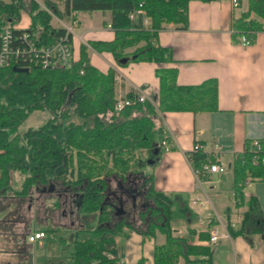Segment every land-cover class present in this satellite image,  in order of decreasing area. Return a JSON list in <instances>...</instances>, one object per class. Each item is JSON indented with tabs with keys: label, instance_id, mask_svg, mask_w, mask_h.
Returning <instances> with one entry per match:
<instances>
[{
	"label": "trees",
	"instance_id": "obj_1",
	"mask_svg": "<svg viewBox=\"0 0 264 264\" xmlns=\"http://www.w3.org/2000/svg\"><path fill=\"white\" fill-rule=\"evenodd\" d=\"M190 1L65 0L66 15L110 12L115 39L82 44L79 58L70 68L44 70L39 65L19 62L0 69V193L12 189L13 175L19 173L24 176L22 189L14 192L20 196H28L34 188L50 187L52 182L60 185L62 195L75 192L78 202L83 196L79 215L83 216L82 221L85 218V225L76 232L72 264H123L122 242L131 231L145 237H164V242L155 246L154 264H180L181 260L183 264H200V257L208 255V248L190 245L173 234L174 219L192 216L187 200L181 194L157 191L153 174L144 170L149 165L154 167L166 151L157 142L164 133L160 124L163 114L219 111L217 83L210 80L197 86L179 85L177 69L167 66L173 61L170 50L155 44L164 25L187 26ZM24 9V0H0V32L6 28L13 29L16 35L28 31L44 44L65 33L51 24L52 15L47 10L60 16L57 10L49 5L46 10L34 2L29 11L30 28L16 29ZM137 11L149 19L148 28H140L130 19ZM234 29L235 41L245 34L253 44L257 34L264 31V0H250L247 12L234 22ZM141 43L144 44L139 47ZM89 47L98 53H111L118 65L131 60L156 64L159 91L155 102L136 101L123 111H116L115 70L102 73L92 66ZM134 47L137 48L132 53L127 52ZM15 68L28 72L18 73ZM126 97L134 99L132 93ZM35 112L49 114V120L41 127L20 132L22 124ZM165 141L171 144L169 138ZM138 152H145V158ZM186 157L195 171L214 162L202 149L187 153ZM233 171L239 200L248 178L264 181V165L252 164L248 148L235 160ZM200 178L205 180L207 175L201 174ZM112 182L146 187L145 205L137 219L115 217V208L107 200ZM248 203L244 220H251L260 212L256 198L251 197ZM229 232L232 237L240 233L232 227ZM145 262L141 259L135 264Z\"/></svg>",
	"mask_w": 264,
	"mask_h": 264
},
{
	"label": "crops",
	"instance_id": "obj_2",
	"mask_svg": "<svg viewBox=\"0 0 264 264\" xmlns=\"http://www.w3.org/2000/svg\"><path fill=\"white\" fill-rule=\"evenodd\" d=\"M239 1L238 8H233L231 0L190 1L187 26L181 28L174 23L164 25L155 43L156 46L170 50L173 61L167 66L177 69L179 85L197 86L210 80L218 85L219 111L197 114L167 112L161 116L160 124L164 133L157 137V142L166 151L154 167L149 165L144 169L148 175L153 174L157 191L168 195L181 194L187 200L192 216L174 219L173 221L179 222L172 224L173 234L186 239L190 245L209 249L208 255L200 257V264H264V181H250L244 185L240 200L234 191L235 160L247 151L251 141H264V31L259 32L256 41L249 46H243L233 39L234 22L247 12L250 0ZM32 2L42 8L49 5L57 10L60 16L54 14L51 20L55 29L72 27L75 60L79 58L82 44L87 45L90 41L111 42L116 37L110 12H73L66 15L65 0H30L22 11L16 29L30 28L32 20L29 11ZM252 17L255 18V15ZM133 22L140 28H148L146 22L150 21L141 13L135 15ZM136 48H130L127 52L132 53ZM92 53L95 55L93 58L90 55ZM88 56L90 64L102 73L115 70L117 98L126 97L129 93L135 97L141 93L155 102L159 91L156 64L131 60L127 64L123 63V66L118 65L111 53H98L90 47ZM117 78H120V82ZM166 138L171 140V144L167 143V146L163 145ZM196 143L215 163L226 167V171L207 175L205 180L198 179L186 157L187 153L194 151ZM170 147H175V150H170ZM52 188V185L36 188L37 192L40 190L37 197L34 192L25 197L15 192V196L8 197L11 190L0 193V205L13 203L16 206L12 213L0 217V227H3L0 229V241L10 233L17 234L14 246L9 244L7 247L2 243L0 256L3 259L0 264H22L12 256L18 254V246L24 241L27 246H31L27 237L37 231H45L47 237H56V231L63 229L71 232L75 241L76 232L85 224L81 228L71 226L76 223L74 218L82 221L79 213H74L73 207L69 214L66 213L67 206L59 204L62 197L55 193V199L59 200L55 211L45 212L47 206L42 197L47 191L53 192ZM65 195L73 206L71 201L77 198L75 192ZM198 197L201 200L194 203ZM251 197L257 199L260 212L251 220H244ZM25 207L27 211L22 210ZM35 209H41L42 214L50 215L53 225H48L46 229L30 230L26 221L20 219ZM11 214H14L15 219L10 217ZM208 214L219 217L220 222ZM65 220L72 222L71 225ZM229 227L239 230V235L232 237L229 232V238H222L216 244L210 242L213 229H218L223 235L225 231H229ZM52 229L55 230L54 233L49 232ZM8 238L11 239L10 236ZM163 242L164 237L160 234L145 237L137 231H131L129 237L122 242V263L135 264L145 259V264H154L155 246ZM36 245L44 250L46 243L42 241ZM180 264H183L182 260Z\"/></svg>",
	"mask_w": 264,
	"mask_h": 264
},
{
	"label": "built area",
	"instance_id": "obj_3",
	"mask_svg": "<svg viewBox=\"0 0 264 264\" xmlns=\"http://www.w3.org/2000/svg\"><path fill=\"white\" fill-rule=\"evenodd\" d=\"M233 8H238L240 6L239 0H231ZM46 9V8H44ZM47 10V9H46ZM48 13L54 16V13L47 10ZM142 11H137L130 15V19L134 20L136 14H141ZM150 25V22H146ZM65 33L58 36L52 43L44 44L30 32L24 31L23 33L16 35L13 29L6 28L0 32V69H4L8 65L15 63H29L39 65L42 69H55L59 66L72 67L75 61L73 51H72V35L73 29L71 26H65ZM238 43L243 46H249L252 42L247 38L245 34L239 37ZM84 74V70L81 71ZM120 82V78H117ZM116 81V79H115ZM117 83V82H116ZM139 93V91H138ZM136 101L145 102L150 101V99L145 94H138L134 99H129L127 97H118L116 101L115 109L116 111H123L125 107L133 105ZM163 145H168L164 142ZM202 147L198 144L195 145L194 150L201 149ZM248 150L252 154V164L254 166L264 165V141L263 140H253L248 145ZM226 171V167L215 162H207L202 165L200 170H196L195 174L200 179L201 174H222ZM250 178H248L244 185L250 183ZM201 198L198 197L196 201H200ZM208 216L213 219H217L220 222L219 217L213 214H208ZM235 227V226H233ZM230 235L227 231L221 235L218 229H213L211 231L210 242L216 244L222 238H229ZM47 238V233L45 231H37L30 234L27 238L28 242L36 244L42 242Z\"/></svg>",
	"mask_w": 264,
	"mask_h": 264
},
{
	"label": "rangeland",
	"instance_id": "obj_4",
	"mask_svg": "<svg viewBox=\"0 0 264 264\" xmlns=\"http://www.w3.org/2000/svg\"><path fill=\"white\" fill-rule=\"evenodd\" d=\"M5 1L8 2L9 0H5ZM27 1L29 2L30 0H25L24 8H26V6H25L26 4L29 5ZM28 7L29 6H27V8ZM255 18L260 20L256 16H255ZM59 26H56V27H59ZM90 55L92 56V58L95 56L93 53ZM49 117H50L49 114L41 113V112H35L28 118V120L24 124H22L19 131L20 132L26 131L30 127H35V128L41 127L42 125H44L49 120ZM137 155H139L141 158H145L146 153L145 152H138ZM147 170H150V169L147 168ZM23 177L24 176H22L19 173L18 174L15 173L13 175L12 189L10 191V194L7 195L8 197L15 196L14 191L22 189ZM52 186H53V188H52L53 192L51 191L52 194L47 191L44 194L45 196L42 197V199L43 198L45 199L44 203L47 206V209H45V212L55 211L57 202L59 201V200L55 199L54 195H55V193L59 194L60 185L57 182H52ZM57 188H58V190H57ZM110 189L116 190V183L115 182L110 183ZM31 193H33L35 195V197H37L40 193V190L38 189V192H37L36 188H34V189H32ZM27 200H29V199H26V201ZM140 200H141L140 198H138L136 200L138 202L137 209H133L134 207L131 206L130 200H128V202L125 204L124 210L128 211L130 214L129 217L127 216L128 219L135 220L138 218V214L142 210V209L140 210V207H141ZM109 201H110V203L116 202V200H114V199H111ZM137 202H136V204H137ZM27 204L28 203H26V205ZM59 204L62 207L64 205L67 206L68 210L67 209L66 210L68 212H66V213H68V214H69V211L73 210L71 207V203L70 202L65 203L64 199H62V201H60ZM14 210H16V206L13 203L11 205H9V204L0 205V217L3 216L4 214L12 213ZM22 210L27 211V208L25 207ZM41 211H42L41 209L40 210L35 209V211H33L32 213H28L27 215L23 216V219H20V220L26 221V223L29 225L30 230H34V229H38V228L46 229L48 227V225H50V226L53 225V222H52V219L49 217L50 215L48 216L46 213L42 214ZM10 217L15 219L14 214H11ZM82 218H83V216H82ZM74 221L76 223H73V225H71L72 222H70V221L65 220L64 222H67L68 225H71L74 228H81L83 226L85 218L83 219V222L78 220V219H75V218H74ZM176 222L178 223L179 221H172V224L173 223L177 224ZM13 227L18 228V226H16V225H13ZM11 228L12 227H7V229H11ZM0 229H3V227H0ZM9 236L11 237V239L8 238ZM15 236H17V234H15V233H10L7 237L3 236L4 237L3 241H0V249L2 248V243H4L7 247L9 244L11 246H14L15 240H16ZM62 239H64V241ZM7 241H11L12 243H7ZM43 241H45V243H46L44 250L37 247L36 244L35 245L31 244V246H27L25 241H24V243L21 244V246L17 245L19 247V250H17L18 254H14V256H12V257L13 258L16 257L17 259H19V261L22 262V264H72V255H73V252L75 249V241H74V238H73L71 232H65L62 229L59 232L56 231V237H52V236L48 235V237L46 239H44ZM24 244H25V247L23 248ZM2 259L3 258L0 256V260H2Z\"/></svg>",
	"mask_w": 264,
	"mask_h": 264
},
{
	"label": "flooded vegetation",
	"instance_id": "obj_5",
	"mask_svg": "<svg viewBox=\"0 0 264 264\" xmlns=\"http://www.w3.org/2000/svg\"><path fill=\"white\" fill-rule=\"evenodd\" d=\"M145 194H146V187L144 185H138L136 184H125L123 182H117L116 183V190H108L107 191V200L114 199L116 200L115 203H110L115 208V217L116 218H122V217H129L130 214L128 211L124 210L125 204L130 200L131 206L134 207L133 209H137L138 202L136 201L138 198H140V210L144 208L145 205ZM59 195L62 197L61 199H64L65 203H68V199L66 195H62L59 193ZM75 196H77L75 194ZM78 198V196H77ZM77 198L72 199L73 207L75 209L76 214L79 213V210L77 208ZM137 198V199H136ZM137 202V204H136Z\"/></svg>",
	"mask_w": 264,
	"mask_h": 264
},
{
	"label": "water",
	"instance_id": "obj_6",
	"mask_svg": "<svg viewBox=\"0 0 264 264\" xmlns=\"http://www.w3.org/2000/svg\"><path fill=\"white\" fill-rule=\"evenodd\" d=\"M126 60H123L122 63H125ZM15 72L18 73H23V72H28V69H23V68H15ZM83 203V196L80 197V201L77 203V208L80 209Z\"/></svg>",
	"mask_w": 264,
	"mask_h": 264
},
{
	"label": "bare ground",
	"instance_id": "obj_7",
	"mask_svg": "<svg viewBox=\"0 0 264 264\" xmlns=\"http://www.w3.org/2000/svg\"><path fill=\"white\" fill-rule=\"evenodd\" d=\"M211 162V161H210ZM195 171V170H194ZM229 233V231H227Z\"/></svg>",
	"mask_w": 264,
	"mask_h": 264
}]
</instances>
